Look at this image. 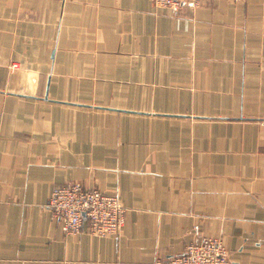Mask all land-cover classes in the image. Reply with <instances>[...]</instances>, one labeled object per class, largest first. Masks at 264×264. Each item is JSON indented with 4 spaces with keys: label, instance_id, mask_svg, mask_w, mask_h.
I'll use <instances>...</instances> for the list:
<instances>
[{
    "label": "crops",
    "instance_id": "0c3cea01",
    "mask_svg": "<svg viewBox=\"0 0 264 264\" xmlns=\"http://www.w3.org/2000/svg\"><path fill=\"white\" fill-rule=\"evenodd\" d=\"M73 182L118 234L64 232ZM195 226L264 264V0H0V264H154Z\"/></svg>",
    "mask_w": 264,
    "mask_h": 264
},
{
    "label": "built area",
    "instance_id": "2783aa9c",
    "mask_svg": "<svg viewBox=\"0 0 264 264\" xmlns=\"http://www.w3.org/2000/svg\"><path fill=\"white\" fill-rule=\"evenodd\" d=\"M155 5L178 12L185 4L198 6L205 0H150ZM48 209L67 234L86 231L93 235L118 234L126 222L127 208L116 192L86 187L80 182L55 186ZM154 264H232L230 252L221 238L203 234L195 226V239L176 256L158 258Z\"/></svg>",
    "mask_w": 264,
    "mask_h": 264
}]
</instances>
